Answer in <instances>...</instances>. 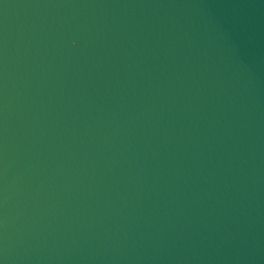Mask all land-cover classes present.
<instances>
[{"label":"water","instance_id":"95a60500","mask_svg":"<svg viewBox=\"0 0 264 264\" xmlns=\"http://www.w3.org/2000/svg\"><path fill=\"white\" fill-rule=\"evenodd\" d=\"M0 264H264V0H0Z\"/></svg>","mask_w":264,"mask_h":264}]
</instances>
